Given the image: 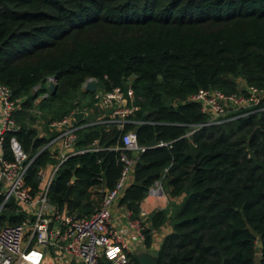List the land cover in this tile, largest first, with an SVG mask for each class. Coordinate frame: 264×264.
Returning a JSON list of instances; mask_svg holds the SVG:
<instances>
[{"label": "trees", "instance_id": "16d2710c", "mask_svg": "<svg viewBox=\"0 0 264 264\" xmlns=\"http://www.w3.org/2000/svg\"><path fill=\"white\" fill-rule=\"evenodd\" d=\"M53 77L57 91L41 100V108L56 100L66 104L80 92L89 98L80 89L88 77L103 91L126 93L131 86L139 110L130 118L142 123L123 131L138 127V143L155 139L156 145L136 158L119 203L139 217L155 181L169 196H181L170 211L148 216L151 228L170 225L156 264H264V110L184 136L205 120L197 103L185 101L197 89L235 92L236 77L264 89V0H0V85L13 101L27 96L12 115L18 129L4 136L8 159L11 136L30 157L50 138L38 136L27 111ZM255 127L258 135L249 138ZM121 133L101 123L79 129L76 150L94 140L105 149L68 156L59 166L48 191L58 209L82 216L100 205L97 189H112L123 167L120 152L108 149ZM57 161L48 149L36 155L24 175L31 194L38 191V167ZM24 216L12 201L0 223ZM144 233L148 248L150 229Z\"/></svg>", "mask_w": 264, "mask_h": 264}, {"label": "built area", "instance_id": "2783aa9c", "mask_svg": "<svg viewBox=\"0 0 264 264\" xmlns=\"http://www.w3.org/2000/svg\"><path fill=\"white\" fill-rule=\"evenodd\" d=\"M47 80V84L55 82L53 78ZM92 81L96 89L88 93L91 95L89 98L76 102L64 115L48 122L47 127L52 134L34 156L30 157L17 138L11 136L9 150L12 159L4 156L2 144L7 132L18 129L12 115L20 104L18 106V101L11 99L7 86L0 85V213L13 201L15 211L25 215L19 223L0 227V264H34L31 254L35 252L37 257L42 255L36 247L57 249L68 260L80 264H136L129 254L131 243L144 244L145 225L141 219L131 215L121 224L113 222L111 207L119 205V199L132 179L136 158L146 149L138 143L134 128L123 131L126 124L142 123L130 118L139 110V106L135 103L136 96L130 85L126 93L120 88L103 91L95 78L88 77L80 89L85 91V85ZM185 101L197 103L200 113L205 116L203 122L189 127L184 134L188 137L200 127L223 124L263 111L264 89L257 90L244 83L242 88L236 87L235 92H223L217 88L197 89L195 93L187 95ZM99 123L113 125L122 131L117 144L108 149L120 152L123 167L112 189H97L102 193L100 205L89 215L78 216L69 213L65 207L58 209L49 200L48 191L59 166L68 156L105 149L97 140L86 149L75 148L79 129ZM70 148L74 151L64 154ZM44 149H48L51 155L57 153L58 161L38 167V191L31 194L25 185L24 175L36 155ZM154 187H160V183L155 181L149 194L153 193Z\"/></svg>", "mask_w": 264, "mask_h": 264}, {"label": "crops", "instance_id": "0c3cea01", "mask_svg": "<svg viewBox=\"0 0 264 264\" xmlns=\"http://www.w3.org/2000/svg\"><path fill=\"white\" fill-rule=\"evenodd\" d=\"M238 77H236L233 80H237ZM235 82V81H234ZM244 81L242 80V85ZM0 118H1V104H0ZM47 130L49 131L48 127ZM38 132V131H37ZM38 136H42L38 133ZM1 153V149H0ZM132 182V179L130 180L129 184ZM128 184V185H129ZM153 187V186H152ZM151 189V188H150ZM161 195H163V198H159L155 195V191L157 190L156 187L153 189V193L147 194L140 202V213L139 217H141L142 221L145 224L146 229H150V235H151V244L150 247H146L144 244H138V243H131L132 248L129 252L130 255L133 256V258H136L138 261V256L143 253H148L150 256L155 257V252L157 248L159 247V244L161 243L162 238L170 231V225L168 222H164L161 225H159L156 228H151V222L149 220V215L153 210L156 209H164L167 208L168 211L172 208L173 204H178L181 200V196L171 197L167 194V189L161 188ZM114 211L112 213V219L113 222H116L118 224L123 223L129 215L132 216L131 210H129L126 206L117 204L113 207ZM38 251L42 253L40 257H37V253L31 254L32 263L34 264H80L79 262L67 259L61 252H59L57 249H46V248H35Z\"/></svg>", "mask_w": 264, "mask_h": 264}, {"label": "rangeland", "instance_id": "374dc122", "mask_svg": "<svg viewBox=\"0 0 264 264\" xmlns=\"http://www.w3.org/2000/svg\"><path fill=\"white\" fill-rule=\"evenodd\" d=\"M47 81L43 85L44 88L45 87L48 88ZM234 81H235V84H236L237 89L243 87V85H242V79L240 77H238V79L237 80H234ZM54 83L56 84V86H58V83L56 81ZM128 83H131V79H130V81H128ZM46 90H47V92H45V91L44 92H41V95L38 96L35 100H33L32 107L28 109L29 111H27L28 113H30L32 115V119H31V123H30V124H32L31 126L34 127V128H36V130L38 131V133L40 135L45 136V137H47V136L50 135V132L47 130V124H48L47 120H49V119L55 120L54 114L56 112L63 111V108H66L67 105L70 106L72 102L74 103L75 101L85 100V96L82 95V92H80V93H77L76 96H74L75 95L74 94L73 95L74 98L72 96L70 99H67L66 104H62L64 102L63 100H56V102L53 105H51L50 107L44 109V108H41L40 103H41V100L43 98L47 97L48 94H49L48 89H46ZM258 95H262V94L261 93H258ZM26 97L27 96H24V97H22V98H20L18 100V106H19V104L21 102L25 101ZM18 109H20V106H19ZM161 196L163 198V195H161ZM92 198L95 199V196L94 197L92 196ZM113 211H114V209H113V207H111V212L113 213ZM137 218L141 219V217H137ZM7 224H9L8 221H3V222L0 223V225H7ZM143 224H144V222H143ZM255 261H256V256H255Z\"/></svg>", "mask_w": 264, "mask_h": 264}, {"label": "water", "instance_id": "95a60500", "mask_svg": "<svg viewBox=\"0 0 264 264\" xmlns=\"http://www.w3.org/2000/svg\"><path fill=\"white\" fill-rule=\"evenodd\" d=\"M53 79L55 80L56 78L53 77ZM48 91L50 94H55L56 90H57V86L54 82L50 81L48 83ZM96 89V86H95V82H88L86 85H85V92L87 93H92L94 92V90ZM138 131V127H135L133 129V132L136 134ZM258 132H259V128L258 127H255L251 133L249 134V138H251L253 135H258ZM156 145V140L153 139L151 141H148L144 144V146L146 148L148 147H152V146H155ZM73 148H70L68 150H65L64 151V154H67V153H71L73 152ZM75 179V176L72 177V181ZM69 189L70 187H68L66 193H65V197H64V202H67L69 200ZM157 190L161 193V189L160 187L157 188ZM257 247L260 248L261 247V243H257ZM138 262L139 264H156V258L155 257H152L150 256L148 253H143L141 255L138 256Z\"/></svg>", "mask_w": 264, "mask_h": 264}, {"label": "bare ground", "instance_id": "6f19581e", "mask_svg": "<svg viewBox=\"0 0 264 264\" xmlns=\"http://www.w3.org/2000/svg\"><path fill=\"white\" fill-rule=\"evenodd\" d=\"M153 192H154V191H153ZM155 195L158 196L159 198H162L161 193H160L158 190L155 191Z\"/></svg>", "mask_w": 264, "mask_h": 264}]
</instances>
